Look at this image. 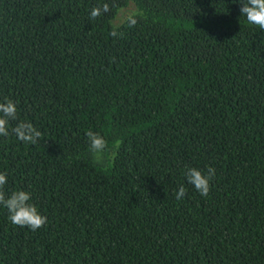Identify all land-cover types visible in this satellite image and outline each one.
Segmentation results:
<instances>
[{"label": "trees", "instance_id": "1", "mask_svg": "<svg viewBox=\"0 0 264 264\" xmlns=\"http://www.w3.org/2000/svg\"><path fill=\"white\" fill-rule=\"evenodd\" d=\"M240 7L0 0L3 191L47 217L32 231L0 205V264H264V30ZM22 121L35 144L11 133ZM209 167L202 196L185 170Z\"/></svg>", "mask_w": 264, "mask_h": 264}, {"label": "clouds", "instance_id": "2", "mask_svg": "<svg viewBox=\"0 0 264 264\" xmlns=\"http://www.w3.org/2000/svg\"><path fill=\"white\" fill-rule=\"evenodd\" d=\"M240 13L244 16L248 23L258 26L264 30V0H239ZM109 5L105 3L102 7L95 6L90 11V17L95 19L109 11ZM130 26L136 24L134 18H129ZM115 37L117 31L113 29L109 33ZM17 119V107L14 101L5 99L0 102V136L7 137L9 135V122ZM18 140L35 144L41 137V132L37 130L29 122H20L11 129ZM89 151L97 163L103 160V154L107 149V142L99 133L89 130L87 133ZM115 157V152L112 153ZM215 174V170L208 168L207 174L197 168H187L185 170V178L188 184L192 185L195 190L202 196H207L210 191V182ZM7 183L6 175L0 173V205L7 209L8 219L13 225L19 227H27L32 231H36L47 223V217L41 215L34 204L29 203L32 199L31 193L24 190L13 191L10 196L5 195L3 188ZM186 195V189L181 185L176 193L177 200L182 199Z\"/></svg>", "mask_w": 264, "mask_h": 264}]
</instances>
